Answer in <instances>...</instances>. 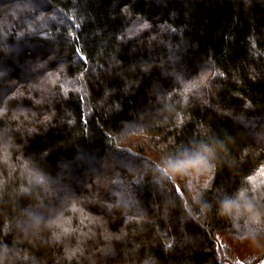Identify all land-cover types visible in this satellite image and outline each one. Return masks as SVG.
Wrapping results in <instances>:
<instances>
[{"label":"trees","instance_id":"trees-1","mask_svg":"<svg viewBox=\"0 0 264 264\" xmlns=\"http://www.w3.org/2000/svg\"><path fill=\"white\" fill-rule=\"evenodd\" d=\"M264 0H0V264H263Z\"/></svg>","mask_w":264,"mask_h":264},{"label":"water","instance_id":"water-1","mask_svg":"<svg viewBox=\"0 0 264 264\" xmlns=\"http://www.w3.org/2000/svg\"><path fill=\"white\" fill-rule=\"evenodd\" d=\"M263 264H264V262H263Z\"/></svg>","mask_w":264,"mask_h":264}]
</instances>
